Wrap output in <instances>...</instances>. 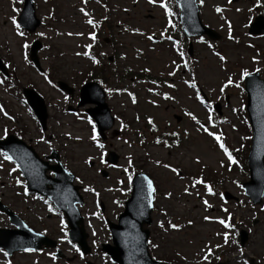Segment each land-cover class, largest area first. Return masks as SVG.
Listing matches in <instances>:
<instances>
[{"label":"rangeland","instance_id":"obj_1","mask_svg":"<svg viewBox=\"0 0 264 264\" xmlns=\"http://www.w3.org/2000/svg\"><path fill=\"white\" fill-rule=\"evenodd\" d=\"M20 2L0 0V57L8 70L15 74L14 83L18 90L32 88L44 99L48 114L47 129L45 132L40 129L22 97L9 89L3 80L4 83L0 84V105L14 119L9 120L0 114V137L23 131L22 139L40 157L51 150L57 151L65 168L75 175V184L80 187L84 200L81 214L91 253L81 258L72 244L64 239L66 230L61 223L63 220L49 213L45 201L24 193L19 172L0 155V201L33 229L43 231L56 240L64 256L63 259L53 260L49 253L54 252L48 250L39 253L18 252L12 256L0 252V264H111L100 251L101 244L110 243L105 220L116 222L123 202L129 196V177L138 169L152 179L156 189L152 222L147 226L149 241L158 245L152 250L149 248L155 260L168 258L174 264H214L217 261L242 264V260H247V264H250V259H253L255 264H264V198L260 206L246 202L241 183L248 176L240 167L242 139L249 134L241 121L245 94L240 73L247 69L258 72L264 78V35L247 33L252 19L257 15L264 16V0H260L259 4L257 0H231V3L229 0H203V3L198 0L202 23L215 30L220 39L217 42L206 38L192 40L193 54L190 59L186 57V47L178 49L176 53L171 48L173 38L180 34L173 35L169 27L165 9L160 6L161 2L166 4L165 0L154 3H149V0H86V3L82 0H33L41 25L32 34L24 31V36L17 34L11 19L15 17L17 20ZM217 6L222 12L215 11ZM81 8L89 14L88 17L80 12ZM88 18L98 26L89 25L86 22ZM225 19L231 25L233 39L228 38L229 25ZM136 29L139 32L134 31ZM91 32L96 33L95 40L90 39ZM37 33L43 35L37 36ZM150 35L152 40L147 38ZM170 35L171 40L167 39ZM104 39L107 42H103ZM34 40L42 43L38 53L41 73H46L52 84L63 81L75 88L74 98L65 100L64 93L58 91L56 86L52 87L31 63L24 60L25 55L28 57V48L24 49L21 45L26 43L29 46ZM89 44L96 47L97 54L104 53L96 75H92L91 71L97 69V65L89 57L76 55L89 51L85 48ZM213 45L216 47L212 48ZM216 53L225 56V61L221 62ZM253 57H256L255 61ZM185 63L187 68L184 67ZM145 68L150 71H143ZM170 71L175 74L168 75ZM90 76L104 85L107 105L116 120L114 129L120 132L115 138L108 133L105 142L97 139L100 143L89 139L92 124L83 109L74 113L67 110L69 106H76L77 90ZM229 76L240 87L228 85L221 92L220 88ZM193 79L197 85L195 89L184 83L185 80L191 83ZM169 84L174 87H168ZM197 91L207 99L205 104L196 99ZM165 94L173 99H166ZM216 101L221 103L220 116L212 109ZM186 112H191L210 131L222 133L220 142L229 150L236 164L229 162L213 137L197 130L199 125L185 115ZM209 114L212 123L208 121ZM173 115L179 116L180 121L176 122ZM149 119L152 124L148 123ZM170 132L179 133L176 137L166 135L171 147L155 143L158 136ZM41 136L44 140L40 139ZM98 144H103V149ZM108 150L119 155L117 165L101 162V157L104 161ZM88 157L92 159L85 163ZM197 157L199 163H196ZM156 160L161 165L167 163L177 167L183 179L157 165ZM101 170L107 172L106 177L102 176ZM199 175H204L213 194H208L203 184L190 186L191 179ZM185 186L189 187L191 195L184 192ZM86 188L93 191H86ZM224 191L236 196L238 201H225L221 198ZM166 192H171V197H166ZM204 200L208 201L210 208L205 209ZM100 203L103 212L100 211ZM224 209H227V213ZM228 213L231 214L230 224L234 228L226 229L215 219L203 220L205 215L228 219ZM188 220L193 222L192 225L187 224ZM169 221L181 225L180 229L164 231L159 227L163 222L168 228ZM7 225L6 218L0 214V228H9ZM239 228L245 229L249 235L247 244L242 248L243 257L232 243L237 238ZM225 231L230 233L226 245L222 235H216ZM205 244L210 247L221 245L213 249V255L207 261L202 259L204 254L201 252ZM216 256L220 259L216 260Z\"/></svg>","mask_w":264,"mask_h":264},{"label":"water","instance_id":"obj_2","mask_svg":"<svg viewBox=\"0 0 264 264\" xmlns=\"http://www.w3.org/2000/svg\"><path fill=\"white\" fill-rule=\"evenodd\" d=\"M176 1L180 8V23L184 33L188 37L206 34L212 39L218 38L217 34L201 24L195 0ZM28 6L31 7V4L29 0H26L25 9H28ZM38 24L39 22L33 19L30 29H35ZM250 33H264V18L259 17L255 20L254 24L250 27ZM38 48V44H35L32 49V58ZM60 86L71 92L65 85L60 84ZM245 91L247 93L246 110L252 128V140L251 149L247 157L250 180L244 183L243 187L252 203L259 204L264 190V80H260L258 74L246 77ZM30 94L34 96H30L31 100L35 98L37 101L39 110H36V113L42 125H44L46 115L42 101L33 92ZM87 96L91 100L87 101ZM86 102L97 104V108L88 112L97 120L100 130L112 125L113 119L109 116V111L104 103V94L97 85L88 84L83 87L80 105ZM216 108L219 109L218 106ZM0 149L8 152L13 157V161L17 164L23 177L26 179L29 191L48 197L57 208L65 213L70 228L69 239L77 243L83 254H87L89 252L86 243L87 234H85L82 226V218L74 206L76 203L82 204V200L77 194L78 188L72 186L73 176L61 164L48 166L47 163L37 157L32 148L27 147L15 137L10 136L0 142ZM54 157L57 159L54 154L48 157V159ZM112 162L115 161L113 160ZM47 170L54 171V179L45 175ZM142 178L143 175L135 177L131 198L125 203V209L118 218V224L108 223L113 245L105 246L104 251L118 264H161L153 262L147 253L146 241L148 231L142 230V226L143 224L151 223L149 215L152 207H148L146 184L141 188ZM49 185L51 186L50 188H48ZM225 196L228 199L230 198L227 194ZM1 209L10 217L12 224L26 229L19 231L0 230V248L6 249L11 254L24 247L38 250L41 244L49 248L55 246V242L34 234L27 227H24L25 224L9 210L3 207ZM240 235L242 237L241 245H243L247 234L241 231Z\"/></svg>","mask_w":264,"mask_h":264},{"label":"snow or ice","instance_id":"obj_3","mask_svg":"<svg viewBox=\"0 0 264 264\" xmlns=\"http://www.w3.org/2000/svg\"><path fill=\"white\" fill-rule=\"evenodd\" d=\"M82 2L86 3V0H82ZM97 2H99V0H97ZM154 2H156V0H149V3H154ZM259 2H260V0H257V4H259ZM201 3H203V0H201ZM229 3H231V0H229ZM160 6L165 9L166 15H168V16H171L172 15L171 11L168 9V7L166 6L165 3L161 2ZM215 11L217 13H220V12H222V9L219 6H217L215 8ZM237 11H239V9H237ZM249 11H251V9H249ZM80 12L83 13L85 17H88L89 16V14L85 11L84 8H81L80 9ZM221 18L224 19L223 16ZM11 19H12L13 25L17 29V34L20 35V36H24V32L23 31H19L20 24L17 23L16 18L15 17H12ZM105 19H106V17H105ZM86 22L89 25H92L93 27L98 26V25H96L94 23V21L91 18H88L86 20ZM225 23L229 25V27H228V32H229L228 38L229 39H233V37L231 35V25H230V23L226 19H225ZM169 25H171V21L170 20H169ZM134 31L139 32L138 29H136ZM139 34L140 35H143V33H139ZM36 35L37 36H42L43 33H37ZM68 35H72V33H68ZM76 35H83V33H76ZM163 35H164V33L162 32L161 33V36H163ZM89 37H90V39L95 40L96 33L95 32L89 33ZM147 38L149 40H152L153 39V37L151 35L148 36ZM167 39L171 40L172 38L171 37H167ZM21 47L24 48V49H26V48H28V44H26V43L25 44H22ZM91 47L92 46L90 44L89 45H85V48H87V49H90ZM209 47H211V45H209ZM76 55H83L85 57H89V52L88 51H84L83 53H76ZM100 55L102 56V55H104V53H100ZM216 55L218 56V58H219V60L221 62L225 61V59H226L225 56L220 55L219 53H216ZM181 56L183 57V53H181ZM23 58H24V60L26 62L31 63L28 60V57L26 55ZM89 58L91 59V62L93 64H99L100 63V61L97 60L94 56H91ZM253 60L255 61L256 60V57H253ZM173 64H175V61H173ZM5 66H7V65H5ZM176 67H179V65H177ZM184 67L185 68L188 67L187 63L184 64ZM143 71H150V69L145 68V69H143ZM256 71H259V69H256ZM174 74L175 73L173 71H170L168 73V75H170V76L171 75H174ZM41 75L44 76V79L47 80L49 84H52V81L48 78V75L46 73H41ZM251 75L252 74L247 69H243L241 71V73H240V79L243 80L245 77H249ZM3 83H4V81L3 80H0V84H3ZM152 83L155 84L156 82L155 81H152ZM184 83L187 84L189 87H191L193 89H195L197 87L194 79L192 80L191 83L189 81H187V80H185ZM233 84L237 88L240 87V85L238 83H235L233 81V79H232L231 76L227 77V80H226L225 84L220 88V91L223 92L225 87H227L228 85H233ZM9 86H11V85H9ZM52 87H55V84H52ZM168 87L171 88V87H174V85L169 84ZM5 91H7V88L5 89ZM109 91H111V90H109ZM148 91L151 92V91H153V89H148ZM129 95H131V93H129ZM165 98L166 99H169V100L173 99V97L168 96L167 94H165ZM64 99L67 100L68 97L65 96ZM196 99L199 100L201 104H205L206 103L205 99L200 95V93L198 91L196 92ZM133 102H135V99L134 98H133ZM208 106L210 107V104ZM31 111L32 110L29 108L28 109V112L31 113ZM233 111H235V109H233ZM0 114H2L3 116H5L9 120L14 119V117H12V116H10L8 114V112L5 110V108H4L3 105H0ZM185 115L189 116L192 120H194L199 125V128L197 129L198 131H204L209 136H211V137L214 138V140L219 144V147L223 150V152L227 156V158H228V160H229L230 163H232V164H236L237 163V161L233 158V156L228 152V149L225 147V145L220 142L221 141V137H222V133L221 134H217V133H214V132L210 131L207 127H205L204 124H201L200 121L197 120L196 117L191 112H186ZM208 121H209V123H212V116H211V114H209ZM89 123L92 124V121L89 120ZM148 123L149 124H152V120L149 119ZM153 131H155V128L154 127H153ZM4 132H5V135H6L7 134V130L5 129ZM184 134L187 135V132L185 131ZM66 135H69L70 136V134H66ZM165 135H171L173 137H176V136L179 135V133L170 132V133H165ZM0 139H3V137H0ZM40 139L41 140H44V137L41 136ZM76 139H80V138L79 137H76ZM89 139L92 140L93 142H96L97 139H98L95 124H92V131H91V135H90ZM45 142L47 143V141H45ZM141 142L143 143V141H141ZM155 143L156 144L163 143L164 144V147H166V148H169V147L172 146L167 141H163L162 142L159 138L156 139ZM174 143H175V141H174ZM97 146L99 148H101V149H103V147H104L103 144H98ZM0 155L3 156L4 160H7V161H12L13 160V157L11 155H9L8 152H0ZM91 159H92V157H88V160H86L85 163H88L89 161H91ZM101 162L104 163L103 157H101ZM199 162H200L199 157H197L196 163H199ZM128 163H129V166H131L132 161H131L130 158H129ZM155 163L157 165L162 166L165 169L170 170V172L172 174H174L175 176L179 177L180 179H183V176H181L180 170L177 167H173V166H171L170 164H167V163L161 165L159 160H156ZM124 171L127 172L128 169L125 168ZM129 179L131 180V177H129ZM17 183H19V181H17ZM144 184H146V186H147V192H148V196H147L148 207H152V200L154 199L153 193L156 191V189L153 186V181L151 179H149L147 176H143L142 181H141V188H143ZM198 184H203V186L206 189L207 193L208 194H213V189H212L211 185H209L208 183L204 182L201 177H194V178L191 179V185H190L191 187H195ZM85 190L86 191H93L90 188H86ZM184 192L185 193H188L189 195H191V193L189 192V187L188 186H185ZM25 194H27V193L25 192ZM171 195H172L171 192H166L165 193V196L166 197H171ZM221 198H223V196H221ZM203 204L205 205V209L211 207V205L208 203L207 200H204L203 201ZM49 211H52V209L49 208ZM224 211L227 213V209H224ZM230 218H231V214L228 213V219H224V218H213V217H209V216L205 215L203 217V220L204 221H210V220L215 219V220H217L218 223H220L221 225H223L224 228L230 229V228H234L235 227L234 225H232V224H230L228 222V220H230ZM61 223H63V221ZM192 223L193 222L191 220H188L187 221V224L188 225H192ZM159 227L161 229H164V231H168V229L179 230L180 227H181V225H179L177 223H172L171 221H169L168 222V228H165V225H164L163 222H161L159 224ZM61 230L63 231V229H61ZM249 231H251V230L249 229ZM37 235H43V233H37ZM216 235H222L223 242H224L225 245L229 243L230 233L228 231H225L222 234L221 233H217ZM64 239H67V233H65ZM235 242H236L235 240H232V243H235ZM69 243H71V241H69ZM93 243H95V242H93ZM148 243L151 245L152 248H157L158 247L157 244H154L151 241H148ZM220 247H221L220 244H215V245H212L211 247L208 244H205L204 248L201 249V252H203V254H204L203 257H202V259L205 260V261H207L209 259V257H211L213 255V249L214 248H220ZM72 248L75 249L76 252H78V253L80 252V249L75 244H72ZM22 250L24 252H33V251H35V249H33L31 247H24ZM0 252H4V255L5 256L8 255V253L5 252L4 249H2V248H0ZM49 255L52 257L53 260L56 259V254L55 253H49ZM177 255H179V253H177ZM239 255L241 257H243L245 255L244 252H243V249H239ZM81 258H83V253H81ZM215 259L216 260H219L220 257L219 256H216ZM242 264H247V260H242Z\"/></svg>","mask_w":264,"mask_h":264}]
</instances>
